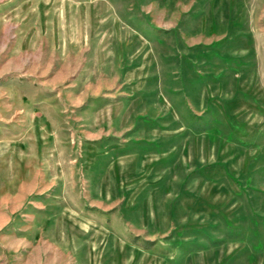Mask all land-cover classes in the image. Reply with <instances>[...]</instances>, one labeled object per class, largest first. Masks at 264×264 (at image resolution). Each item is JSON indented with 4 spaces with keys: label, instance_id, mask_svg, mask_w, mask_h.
I'll return each mask as SVG.
<instances>
[{
    "label": "rangeland",
    "instance_id": "374dc122",
    "mask_svg": "<svg viewBox=\"0 0 264 264\" xmlns=\"http://www.w3.org/2000/svg\"><path fill=\"white\" fill-rule=\"evenodd\" d=\"M0 264H264V0H0Z\"/></svg>",
    "mask_w": 264,
    "mask_h": 264
}]
</instances>
